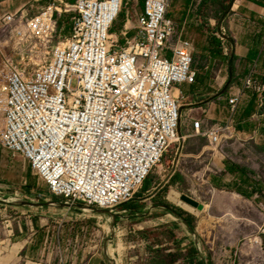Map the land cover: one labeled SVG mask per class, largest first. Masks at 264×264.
<instances>
[{
	"label": "built area",
	"instance_id": "built-area-1",
	"mask_svg": "<svg viewBox=\"0 0 264 264\" xmlns=\"http://www.w3.org/2000/svg\"><path fill=\"white\" fill-rule=\"evenodd\" d=\"M126 1L54 0L32 17L23 9L1 17V28L19 43L52 44L62 13L73 14L69 35L49 47L41 67L21 69L3 56L0 144L29 164L50 195L110 213L133 199L172 144L187 138L179 135L185 97L174 92L197 77L193 43L176 35L168 16L171 0H144L135 24L126 27L127 18L115 34ZM130 28L137 32L127 38ZM221 35L227 55L229 39ZM243 85L264 95V82L252 74ZM239 102V95L230 98V111ZM192 128L211 145L234 132L232 119L211 126L194 119Z\"/></svg>",
	"mask_w": 264,
	"mask_h": 264
},
{
	"label": "rangeland",
	"instance_id": "rangeland-1",
	"mask_svg": "<svg viewBox=\"0 0 264 264\" xmlns=\"http://www.w3.org/2000/svg\"><path fill=\"white\" fill-rule=\"evenodd\" d=\"M53 1L37 0L22 9L32 17ZM220 1L221 6L213 0L205 3L200 0V3L198 1L187 6L182 1L178 3V0H172L168 9V16L175 21L176 35L182 33L183 37L194 43L193 67L197 71V78L205 81L199 82L196 96L204 99L201 105L212 113L222 105L229 106L230 90L229 87L225 89L226 64L220 58L218 44L214 43L217 45L215 56L209 55L208 49L210 41L214 38L219 40V35L222 36L217 25L230 9L231 0ZM56 4L64 9L60 2L56 1ZM143 4L144 0H127L111 32L119 34L127 18L131 22H126V27L135 24L134 12H141ZM72 16V13H62L52 44L64 41L69 35ZM130 30L128 36L137 32L133 28ZM118 40L122 43L120 38ZM52 44L47 39L39 38L19 43L4 32L0 18V64L3 56L7 55L21 69L39 68L51 58L49 47ZM195 86L196 83L192 86L183 85L179 89L188 93ZM186 102L190 101L181 100L180 106ZM199 105L184 108L188 110L185 111L186 116L181 118L179 135L187 138L172 144L146 179L151 177L156 188L154 200L158 205L172 207L174 212L179 213L193 228V233L189 236L186 231H178L185 233L191 243L205 248L210 252V258L214 256L220 264H264V140L261 137L240 140L231 132L226 134L220 145H211L207 139L196 136L192 128L193 120L203 113L201 109H198L199 113L196 112ZM203 123L211 126L219 121ZM253 124L258 126V133H263L261 122L255 120ZM2 126L3 114L0 112V128ZM223 163L234 166L236 175H232L241 181L238 190L250 197L258 191L255 201L253 197L234 198L231 192L216 187L219 186L216 180L221 176ZM30 171L27 162L0 144V264H79L76 260L79 253L100 250L109 244L111 251L129 250L131 253L126 255L129 262L132 256L133 264H148L152 243H156L157 239L155 234H149L148 243L140 242L141 238L120 237L122 239L119 240L116 224L121 225V222L108 216L112 213L84 208L79 204L70 205L64 199L50 195L46 185ZM32 182L38 185L33 188ZM247 182L248 187L252 186L253 189H248ZM27 183H31L30 188ZM230 183H234V180ZM173 192L179 194L181 202L189 205L184 198L193 200L202 206V210L192 206L193 210H189L179 205L171 198ZM173 218L166 217V221L175 224ZM114 223L115 227L110 226ZM6 225L14 231L20 226L29 238L31 236L35 249L29 258L15 254L19 244L12 246L4 242L1 231ZM174 235L181 237V233L167 231V237ZM170 244L171 247L179 246L181 240ZM117 259L116 262L120 261ZM126 259L124 257L119 264H127Z\"/></svg>",
	"mask_w": 264,
	"mask_h": 264
},
{
	"label": "crops",
	"instance_id": "crops-1",
	"mask_svg": "<svg viewBox=\"0 0 264 264\" xmlns=\"http://www.w3.org/2000/svg\"><path fill=\"white\" fill-rule=\"evenodd\" d=\"M35 1L37 0H0V18L6 13H12L22 9L26 4L32 5L31 3ZM64 1L71 2L69 0ZM74 1L75 0L72 2ZM181 1L187 6H191L194 3L191 2V0H178V3ZM198 1L200 3V0ZM206 1L207 0H203L204 3ZM219 5L221 6L222 4ZM229 7L230 9L228 13L223 15L219 20L217 30H220L221 33H224V35L228 37L230 52L227 55L224 53L220 39H213V41H210L213 44L209 42L208 49L209 55L215 56V48L217 45L215 46L214 43L219 46L220 58L222 59V62L226 64L225 67L227 74L225 78H227V81L225 83V89L229 87L230 90L228 99L236 95L240 96V102L236 110L234 112L230 111L228 105H222V107L217 109L215 113L204 108V106L201 105L204 102V99L196 96V91H198L197 86L199 82H202L203 80H199L197 77L196 86L189 89L188 93L179 90L175 91L174 95L177 96L180 92L185 97L184 100L190 101L189 103L186 102L181 104V118L187 114L185 111L188 109L184 108L200 104L196 108V112L199 113L198 109H201L203 113L197 118L198 120H202L203 122L217 120L221 123L232 119L233 130L235 133L232 135L236 138L240 140H256L261 137L264 140V95L259 96L251 90H246L243 85V79L250 74H252L258 81L264 82V0H231ZM128 21L130 20L128 19ZM130 31L131 30H129L128 33ZM128 33L126 35L127 38L134 36H128ZM235 78L236 80L233 81ZM203 82L205 83V81ZM255 120L261 122L263 133H258V126L253 124ZM233 168L234 166L232 164H222L220 168L221 176L216 180L219 186L216 187L231 192L230 194L235 196L234 198L240 197L250 199L253 197L252 199L255 201L258 197V191L254 192L253 196L250 197L242 190H238L241 181L239 178L234 179L233 175H236V172ZM223 172L226 174H223ZM30 174L34 175L32 171H30ZM231 180H234V183H230ZM27 184L30 188L31 183ZM37 185L38 183H35L34 185L32 182L31 187L34 188ZM248 185L249 182H247V187ZM248 189H253V187L250 186ZM155 190L156 188L150 177L148 180L144 181L143 185L136 192L132 200L122 204L115 209L112 214L108 215L109 217L114 218L115 221L121 222L120 224L123 226L121 227V225L116 224L118 225L116 231L119 240L128 237L141 238L140 242L148 243L150 241L148 239L149 234H155L157 239L155 241L156 243H152L148 264H220L214 256L210 258V252L205 248L202 249L197 246L196 243H191L187 235L180 232L182 230L186 231L189 236L190 233H192L187 226L188 223L181 215H178L179 213L174 212L172 207L157 204L154 200L157 194L154 193ZM35 208L39 209L40 207ZM21 209L24 208L21 207ZM23 214L21 213V215ZM172 216H174L173 220H176L175 224L166 221V217L171 218ZM177 220L179 222H177ZM116 225L114 223L110 226L115 227ZM170 230H172L174 234L181 233V237L176 235H174V237H167V231L169 232ZM124 235L126 236L124 237ZM1 237H5L4 242L9 243L12 246L20 245L15 253L16 255H22L25 258H29L35 249V245H32L33 240L31 239V236L29 238L20 226H18L17 231H14V229L12 230L11 227L6 225L2 228ZM151 240H153V238H151ZM180 240L181 244L179 246H169L171 245L170 243L178 242ZM131 243H133V241ZM130 253L129 250L126 252L111 251L109 244L103 246L100 250L98 249L92 252L83 251L78 254L76 260H78L79 264H119V262H122L124 257L126 259V255ZM116 257H118V259ZM116 259L117 261H120L116 262ZM129 260L127 261V264H133L134 258L132 256L131 262H129ZM227 263L233 264L232 262Z\"/></svg>",
	"mask_w": 264,
	"mask_h": 264
},
{
	"label": "bare ground",
	"instance_id": "bare-ground-1",
	"mask_svg": "<svg viewBox=\"0 0 264 264\" xmlns=\"http://www.w3.org/2000/svg\"><path fill=\"white\" fill-rule=\"evenodd\" d=\"M58 7H59V6H58ZM176 95H177V94H176ZM171 198H172L173 201L177 202L179 205L185 207L186 209L193 210L192 207H190L189 205H187V204H185V203H183V202H181V201L179 200V194H178V193L173 192V195L171 196ZM184 201H185V200H184Z\"/></svg>",
	"mask_w": 264,
	"mask_h": 264
},
{
	"label": "water",
	"instance_id": "water-1",
	"mask_svg": "<svg viewBox=\"0 0 264 264\" xmlns=\"http://www.w3.org/2000/svg\"><path fill=\"white\" fill-rule=\"evenodd\" d=\"M184 200L190 205V207L191 206L196 207L199 211L202 210V206L197 204L195 201L187 199V198H184ZM84 208H86V207H84ZM101 211H104V210H101ZM105 212L110 213L108 211H105Z\"/></svg>",
	"mask_w": 264,
	"mask_h": 264
},
{
	"label": "trees",
	"instance_id": "trees-1",
	"mask_svg": "<svg viewBox=\"0 0 264 264\" xmlns=\"http://www.w3.org/2000/svg\"><path fill=\"white\" fill-rule=\"evenodd\" d=\"M69 1H71V2H72L73 0H69ZM213 2H218L219 4H221V1H218V0H216V1H215V0H213ZM214 39H215V38H214ZM187 226H188V228L190 229V231L193 233V228H192V227H190V225H189V224H188Z\"/></svg>",
	"mask_w": 264,
	"mask_h": 264
}]
</instances>
